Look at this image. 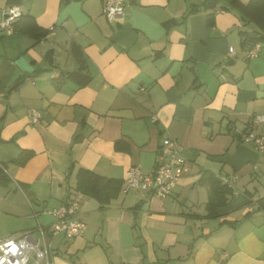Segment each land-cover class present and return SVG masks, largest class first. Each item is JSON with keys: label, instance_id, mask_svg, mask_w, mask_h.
Returning <instances> with one entry per match:
<instances>
[{"label": "crops", "instance_id": "obj_1", "mask_svg": "<svg viewBox=\"0 0 264 264\" xmlns=\"http://www.w3.org/2000/svg\"><path fill=\"white\" fill-rule=\"evenodd\" d=\"M191 2L203 1L126 0L108 20L103 0H0L22 11L0 30V236L41 223L54 264H264V150L236 133L264 110V41L245 57L256 22L233 0L186 14ZM72 42L91 79L56 87L77 65ZM164 135L187 166L171 192L124 190L129 165L152 171ZM78 169L111 194L79 190L84 232L51 235L43 209L78 190ZM223 174L237 178L221 202Z\"/></svg>", "mask_w": 264, "mask_h": 264}, {"label": "built area", "instance_id": "obj_2", "mask_svg": "<svg viewBox=\"0 0 264 264\" xmlns=\"http://www.w3.org/2000/svg\"><path fill=\"white\" fill-rule=\"evenodd\" d=\"M125 4L126 0H103L102 13L108 20H112L123 12ZM21 13V8L17 4L0 8V30L7 33L13 32L14 21ZM260 47V41L253 42L245 49L244 56L257 55ZM228 54L230 56L236 54L233 45L228 46ZM29 113L32 122L39 120L38 109L30 108ZM236 133L241 141L251 142L256 148L264 150V110L252 113L246 127L236 128ZM0 168H3L2 162H0ZM186 169V161L179 142L173 137L164 135L160 139L157 159L152 171L145 172L136 164L129 165L125 171L123 189H150L155 194L164 196L171 192ZM236 178V174H232L230 177L224 174L220 175V181L232 189L235 188ZM79 205L80 191L77 190L64 203L43 209V212L54 216L49 233L51 235L62 233L67 238L82 234L86 223L79 216ZM34 232L36 235L31 229L26 228L16 233L1 235L0 264H26L30 259L33 264H54L52 241L45 234L44 226L37 222Z\"/></svg>", "mask_w": 264, "mask_h": 264}, {"label": "trees", "instance_id": "obj_3", "mask_svg": "<svg viewBox=\"0 0 264 264\" xmlns=\"http://www.w3.org/2000/svg\"><path fill=\"white\" fill-rule=\"evenodd\" d=\"M212 1L214 6L216 0ZM233 1L242 12V15L246 17V19L254 20L257 24V28L254 30L255 35H250L248 32L242 31L244 34L241 40L242 45L246 46L256 41H264V0H249L246 3L240 2L239 0ZM198 6L200 5L194 2L189 3L186 14L196 10ZM70 52L77 65L75 68L70 70L60 69L59 74L55 77H52V82L56 87H58L66 78L72 79L79 85H84L91 79L92 75L88 69L86 56L84 55L81 47L77 43L72 42L70 45ZM19 83L20 80H18V82H16L13 86H16ZM76 177V186L78 190H82L101 199H105L110 196L111 193L109 188L104 184V182H106L105 179L102 180L101 176L94 173L93 171L88 169H78ZM231 192V187L227 186L225 183H221L220 180H215L213 195H215L216 198L219 196L221 202L225 201L226 194ZM223 195L224 197L221 198L220 196Z\"/></svg>", "mask_w": 264, "mask_h": 264}, {"label": "water", "instance_id": "obj_4", "mask_svg": "<svg viewBox=\"0 0 264 264\" xmlns=\"http://www.w3.org/2000/svg\"><path fill=\"white\" fill-rule=\"evenodd\" d=\"M213 6V1L212 0H205L201 5H200V8H209V7H212ZM252 35H255V33H252ZM229 63V62H227ZM25 73L27 75H34L35 74V71H25Z\"/></svg>", "mask_w": 264, "mask_h": 264}]
</instances>
